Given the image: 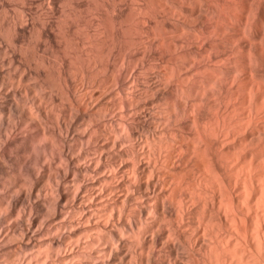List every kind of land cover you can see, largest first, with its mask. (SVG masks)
<instances>
[{
  "label": "bare ground",
  "instance_id": "1",
  "mask_svg": "<svg viewBox=\"0 0 264 264\" xmlns=\"http://www.w3.org/2000/svg\"><path fill=\"white\" fill-rule=\"evenodd\" d=\"M0 264H264V0H0Z\"/></svg>",
  "mask_w": 264,
  "mask_h": 264
}]
</instances>
